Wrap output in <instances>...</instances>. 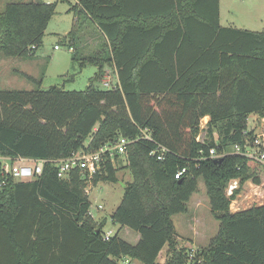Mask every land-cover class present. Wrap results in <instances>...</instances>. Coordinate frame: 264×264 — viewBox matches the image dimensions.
Segmentation results:
<instances>
[{
	"label": "trees",
	"instance_id": "16d2710c",
	"mask_svg": "<svg viewBox=\"0 0 264 264\" xmlns=\"http://www.w3.org/2000/svg\"><path fill=\"white\" fill-rule=\"evenodd\" d=\"M56 7L44 0L7 3L0 57L33 59ZM78 7L77 16L87 14L109 44L82 57L98 67L92 83L44 89L42 77L20 72L34 89H0V156L48 160L35 180L0 172V264H189L193 249L178 247L173 216L188 211L200 179L220 225L192 264H264V204L232 211L239 190L226 194L233 179L259 182L256 166L241 155L207 157L216 141L230 150L252 138L253 131L244 133L250 114L264 118V30L223 26L220 0H75L71 10ZM74 28L75 21L69 36ZM108 66L118 74L117 88L94 85ZM207 115V141L200 143ZM120 138L131 141L126 154L106 155L93 176L74 169L58 177L52 160ZM158 144L169 150L163 160L151 155ZM121 157L133 181L111 220L138 232L135 244L119 232L104 238L106 223L91 217L85 193L88 181L117 182Z\"/></svg>",
	"mask_w": 264,
	"mask_h": 264
},
{
	"label": "rangeland",
	"instance_id": "374dc122",
	"mask_svg": "<svg viewBox=\"0 0 264 264\" xmlns=\"http://www.w3.org/2000/svg\"><path fill=\"white\" fill-rule=\"evenodd\" d=\"M16 0H0V11L9 2ZM57 2L56 13L50 20L45 32L43 44L39 46L36 56L27 57H0V89H26L32 90L36 85L20 75V72L29 73L35 77L43 78L42 88L58 86L65 90H84L94 80L98 67L95 63L82 57L89 56L105 48L104 35L95 24L87 17V14L77 16V9L71 10L74 0H44ZM224 24L236 27H244L264 30V0H223ZM76 11V12H75ZM75 21V28L72 30ZM69 38V40H68ZM58 45L60 48L56 49ZM73 46L74 50H70ZM79 59L74 60L73 56ZM115 75V68H105L104 77ZM94 85L103 87V80L94 81ZM254 117L248 119V126L253 125ZM264 122L260 119L256 129L262 130ZM118 181H99L93 184L88 181L85 193L91 201L90 215L97 225L106 223L104 232L117 233L129 241L137 243L138 232L121 227L111 220V215L121 203L125 185L133 181L132 170L126 157L116 161ZM259 182L255 177L245 181L238 180L232 186V190H239L230 208L235 211L248 208L252 205L264 203V168L257 166ZM229 185L227 186V189ZM262 193V196L260 195ZM233 202V200H232ZM173 220L178 232V247H203L208 245L219 229V219L212 210L205 183L199 181V190L193 194L189 201V209L186 213L176 214ZM167 247L161 252L160 261L166 257ZM130 264H144L136 259H129Z\"/></svg>",
	"mask_w": 264,
	"mask_h": 264
},
{
	"label": "built area",
	"instance_id": "2783aa9c",
	"mask_svg": "<svg viewBox=\"0 0 264 264\" xmlns=\"http://www.w3.org/2000/svg\"><path fill=\"white\" fill-rule=\"evenodd\" d=\"M55 48L59 49L60 47L56 45ZM70 50H74L73 46H70ZM103 87L107 89L119 87V79L116 70L114 76L107 74L103 78ZM207 124L208 121L201 119V130L196 137L197 141L200 143H206L207 141ZM249 131L252 130L247 128V131H244V133L247 134ZM144 137L146 139L152 140L149 134H145ZM130 142L131 141L127 138H120L113 144H104L99 150L95 152H87L83 149L78 150L73 152L68 157L52 160V163L57 168V175L59 178L64 179L69 177L74 169H81L82 171L88 172L89 177H91L101 167V162L106 155L111 156L113 160L115 154L117 153L125 155L127 151L126 147ZM168 151V148L158 144L157 147L151 152V155L156 156L159 160H163L165 159ZM227 155H241L242 157L248 158L252 162V165L256 167L262 166L264 168V131H254L252 138L247 137L244 144H235L230 150L226 149L224 146H221L220 143L216 141L215 145L210 147L207 157L210 159H219L224 158ZM47 162L48 160L45 159H30L22 156L16 158L0 156V172L2 175H11L18 181H31L39 178L43 174L45 164ZM186 171V168L180 169L175 174V177L179 179L182 175H184V173H186ZM238 180L240 179L236 178L230 181L229 188L226 189V194L228 197L233 196L235 191L230 190L232 189L233 184L235 185ZM3 184L4 180H0V187H2ZM260 195L262 196V193H260ZM232 200V204L236 202L234 198ZM231 210L235 211L234 209ZM112 234L113 232H104V238L109 239ZM197 248L198 247L192 248L193 250L189 255V264H192V259L195 257V251ZM123 264H130L129 259H125Z\"/></svg>",
	"mask_w": 264,
	"mask_h": 264
},
{
	"label": "crops",
	"instance_id": "0c3cea01",
	"mask_svg": "<svg viewBox=\"0 0 264 264\" xmlns=\"http://www.w3.org/2000/svg\"><path fill=\"white\" fill-rule=\"evenodd\" d=\"M74 2H75V0H74ZM222 3H223V0H220L221 24H222L223 26L236 27V26H232V25L224 24L223 9H222L223 6H222ZM236 28H240V27H236ZM241 28H243V29H248V30H252V31H259V30H256V29L247 28L246 26L241 27ZM251 117H254V120H253L254 123H253V125H251V126H248V123H247V127H248L249 129H251V130L254 132V131H257L256 126H257V124L260 123V119H262V121L264 122V118L260 117L257 113L250 114L249 117H248V119L251 118ZM202 119H204L205 121H208V122H209V120H210V116L207 115V116L203 117ZM258 131H264V125H263L262 130H258ZM122 228H123V227H122ZM138 234H139V233H138ZM139 239H140V234H139V237H137V240H138V241H139ZM138 241H137V242H138ZM129 263H130V262H129Z\"/></svg>",
	"mask_w": 264,
	"mask_h": 264
},
{
	"label": "water",
	"instance_id": "95a60500",
	"mask_svg": "<svg viewBox=\"0 0 264 264\" xmlns=\"http://www.w3.org/2000/svg\"><path fill=\"white\" fill-rule=\"evenodd\" d=\"M223 158L215 159V162H222Z\"/></svg>",
	"mask_w": 264,
	"mask_h": 264
}]
</instances>
